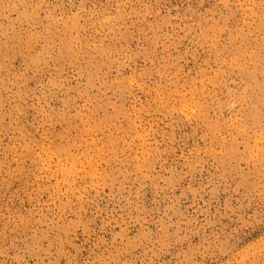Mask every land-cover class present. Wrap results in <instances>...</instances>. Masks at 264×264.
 <instances>
[{
	"label": "rangeland",
	"instance_id": "1",
	"mask_svg": "<svg viewBox=\"0 0 264 264\" xmlns=\"http://www.w3.org/2000/svg\"><path fill=\"white\" fill-rule=\"evenodd\" d=\"M0 264H264V0H0Z\"/></svg>",
	"mask_w": 264,
	"mask_h": 264
}]
</instances>
